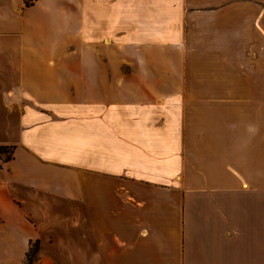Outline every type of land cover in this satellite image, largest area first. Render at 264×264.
I'll list each match as a JSON object with an SVG mask.
<instances>
[{"label": "crops", "instance_id": "1", "mask_svg": "<svg viewBox=\"0 0 264 264\" xmlns=\"http://www.w3.org/2000/svg\"><path fill=\"white\" fill-rule=\"evenodd\" d=\"M0 145V264H264V0H0Z\"/></svg>", "mask_w": 264, "mask_h": 264}, {"label": "trees", "instance_id": "2", "mask_svg": "<svg viewBox=\"0 0 264 264\" xmlns=\"http://www.w3.org/2000/svg\"><path fill=\"white\" fill-rule=\"evenodd\" d=\"M13 146L0 145V152L5 153L6 158H10L12 154ZM38 249V241L31 242L28 250L25 253L26 264H33L36 251Z\"/></svg>", "mask_w": 264, "mask_h": 264}, {"label": "rangeland", "instance_id": "3", "mask_svg": "<svg viewBox=\"0 0 264 264\" xmlns=\"http://www.w3.org/2000/svg\"><path fill=\"white\" fill-rule=\"evenodd\" d=\"M124 69L126 70L127 69V65L124 66ZM195 80V79H194ZM197 81V80H196Z\"/></svg>", "mask_w": 264, "mask_h": 264}]
</instances>
